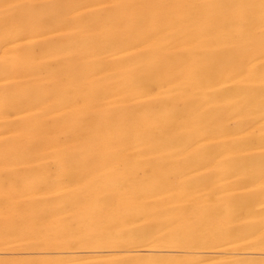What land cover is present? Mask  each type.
Masks as SVG:
<instances>
[{"label":"bare ground","instance_id":"6f19581e","mask_svg":"<svg viewBox=\"0 0 264 264\" xmlns=\"http://www.w3.org/2000/svg\"><path fill=\"white\" fill-rule=\"evenodd\" d=\"M1 177L0 264H264V0H0Z\"/></svg>","mask_w":264,"mask_h":264},{"label":"rangeland","instance_id":"374dc122","mask_svg":"<svg viewBox=\"0 0 264 264\" xmlns=\"http://www.w3.org/2000/svg\"><path fill=\"white\" fill-rule=\"evenodd\" d=\"M1 178H2V181L0 182V183H1L0 186H1V185H4L3 183L8 182V183H6L7 186H5L6 184L4 185V188H2L3 186L0 187V188L2 189V191H3L4 193H6V191H4V190H9V189H10V187H11V183H10V181H12V180H11V178H9L10 181H7L8 177H6L7 179H5V177H1ZM1 178H0V180H1ZM3 178H4V180H3ZM3 181H5V182H3ZM9 183H10V184H9ZM8 184H9L10 186H9ZM5 187H7L8 189H5ZM2 191H1L0 193H1V195L3 196L4 194L2 193ZM8 192H9V191H7V193H8ZM7 193H6V195H7ZM1 195H0V199L2 200L4 197H2ZM0 217H1V219H2V217H3V219H7V218H8V213H6V212H5V213H0ZM5 217H6V218H5Z\"/></svg>","mask_w":264,"mask_h":264}]
</instances>
